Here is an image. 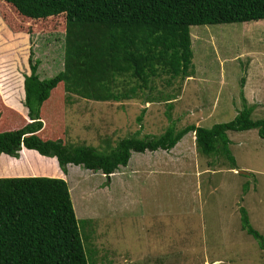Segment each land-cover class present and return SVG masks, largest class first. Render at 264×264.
Segmentation results:
<instances>
[{
    "label": "rangeland",
    "instance_id": "obj_1",
    "mask_svg": "<svg viewBox=\"0 0 264 264\" xmlns=\"http://www.w3.org/2000/svg\"><path fill=\"white\" fill-rule=\"evenodd\" d=\"M7 12V7H0L1 20ZM21 19L26 24L29 18ZM30 21L21 31L5 23L0 43L7 46L11 38L24 37L26 44L15 43L23 67L17 70L30 71L22 61L33 50L41 76H53L64 69V20ZM190 31L193 75L171 78L162 71L150 88L118 101L66 96L59 135L69 143L103 149L106 140L115 145L126 136L158 135L172 121L177 128L229 121L243 108L244 99L255 106L254 119L264 118V19L192 25ZM0 65L5 66L4 59ZM130 85L133 82H126ZM114 86L122 90L123 78ZM60 91L62 85L54 92L56 98ZM6 100L14 109L8 104L11 97ZM7 105L0 104L4 125ZM57 110L48 107L46 115ZM257 131H228L238 170L249 174L235 172L224 156L213 163L215 156L198 150L193 132L171 150L133 152L129 164L109 182L103 173L80 165H69L65 174L55 156L37 152L41 157L30 154L33 160L25 159L22 149L19 157L0 160V167L5 175L36 168L40 174L35 176L69 182L84 245L94 264H264L258 240L242 228L245 209L253 227L264 235V138Z\"/></svg>",
    "mask_w": 264,
    "mask_h": 264
},
{
    "label": "trees",
    "instance_id": "obj_2",
    "mask_svg": "<svg viewBox=\"0 0 264 264\" xmlns=\"http://www.w3.org/2000/svg\"><path fill=\"white\" fill-rule=\"evenodd\" d=\"M0 7H7L9 12L11 9L0 19V30L8 23L15 31H21L32 23L31 19L43 22L55 17L63 18L65 28L63 70L43 78L33 50L22 61L30 69L24 73L23 106L14 96L8 101L16 107L13 109L1 96L7 82L23 86V78L19 74L13 76L10 70L15 43L27 41L24 37L11 38L12 42L4 47L7 50L0 53V61H5V69L0 70V104L9 107L5 125L0 110L3 162L11 156L19 157L23 148L25 159L33 160L31 157H41L40 154L55 156L65 174L69 165H80L103 173L109 182L122 166L129 164L133 152L171 150L189 132L195 133L200 152L215 156L213 163L224 156L233 169L238 167L228 131L257 129L264 138V118L254 119L255 106L247 105L245 99L243 108L229 121L181 128L172 121L158 135L126 136L115 145L106 140L103 149L69 143L59 135L66 96L69 100L76 94L93 101H118L135 97L144 87L150 88V82L162 71L171 78L191 76L195 73L191 26L262 20L264 0H0ZM12 13L14 17H10ZM22 17L29 18L26 24ZM4 41L8 42L5 38ZM120 78L125 87L117 90L114 85ZM126 82L133 85L127 87ZM58 85L63 91L56 98ZM55 106L58 112L46 115L47 108ZM47 125L53 126L46 130ZM35 170L30 169L31 174H40ZM244 189L248 191L247 187ZM242 228L264 250V235L253 227L245 209ZM0 264H94L88 257L65 178L0 177Z\"/></svg>",
    "mask_w": 264,
    "mask_h": 264
},
{
    "label": "crops",
    "instance_id": "obj_3",
    "mask_svg": "<svg viewBox=\"0 0 264 264\" xmlns=\"http://www.w3.org/2000/svg\"><path fill=\"white\" fill-rule=\"evenodd\" d=\"M8 46V45H7ZM7 46H2V44L0 43V51L1 50H3V52H5L7 49L6 48H4V47H7ZM16 46V45H15ZM3 47V48H2ZM18 52H21V49H19V50H17V51H15V59H14V63H13V69H11L10 70V73L13 75V76H16L17 75V73L21 76V78H23V86H22V88L21 87H17V86H15L14 85V83H12V82H7V84L8 85H6L4 88H5V92H4V95H2L1 97H2V99H4L5 97L4 96H6V97H8V96H10L11 97V99H13V98H15L14 96H16L17 98H18V100H19V103L18 104H21L22 105V101H24V99H25V89H24V74L23 73H20L17 69H22V67L20 68V66H19V61L16 59V57L19 55V53ZM18 65V66H17ZM15 66V67H14ZM2 67L5 69V66H3V65H0V70L2 69ZM20 83H21V81H20ZM16 89H15V88ZM15 90V91H14ZM10 104V103H9ZM23 106V105H22ZM4 155V154H3ZM6 155V154H5ZM1 158H2V155L0 156V160H1ZM6 159V158H5ZM5 161H7V160H5ZM1 162V161H0ZM3 167V166H2ZM2 167H0V177H10V176H35L36 174H31V171H29L30 173H26V174H21V175H10V174H8V175H5L4 174V172H3V170H5V169H3ZM9 171L11 170V169H8Z\"/></svg>",
    "mask_w": 264,
    "mask_h": 264
},
{
    "label": "clouds",
    "instance_id": "obj_4",
    "mask_svg": "<svg viewBox=\"0 0 264 264\" xmlns=\"http://www.w3.org/2000/svg\"><path fill=\"white\" fill-rule=\"evenodd\" d=\"M22 149H23V148H22ZM239 168H240V167H238L237 169H234V171H235V172H239V170H238ZM237 170H238V171H237ZM240 170H242V169H240ZM239 173H240V172H239ZM240 174H249V172L246 171V173H240Z\"/></svg>",
    "mask_w": 264,
    "mask_h": 264
},
{
    "label": "water",
    "instance_id": "obj_5",
    "mask_svg": "<svg viewBox=\"0 0 264 264\" xmlns=\"http://www.w3.org/2000/svg\"><path fill=\"white\" fill-rule=\"evenodd\" d=\"M239 172H240V173H246V171H244V170H239Z\"/></svg>",
    "mask_w": 264,
    "mask_h": 264
}]
</instances>
